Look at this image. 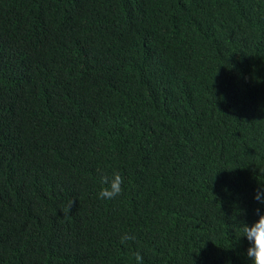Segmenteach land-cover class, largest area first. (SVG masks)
<instances>
[{"label": "trees", "instance_id": "1", "mask_svg": "<svg viewBox=\"0 0 264 264\" xmlns=\"http://www.w3.org/2000/svg\"><path fill=\"white\" fill-rule=\"evenodd\" d=\"M260 187L264 0H0V264H250Z\"/></svg>", "mask_w": 264, "mask_h": 264}, {"label": "clouds", "instance_id": "2", "mask_svg": "<svg viewBox=\"0 0 264 264\" xmlns=\"http://www.w3.org/2000/svg\"><path fill=\"white\" fill-rule=\"evenodd\" d=\"M102 187L97 193V198L103 201H112L124 192L125 178L124 176L115 171L111 175H104L101 177ZM254 199L260 204H264V187L257 189ZM74 204V200L70 199L64 208L61 210L64 216L69 215L71 208ZM256 214L259 219L249 225L244 220H237L236 216L233 217V226L241 234L237 239L247 238L249 247L247 248V258L250 260V264H264V214L257 208ZM241 215L243 213H240ZM136 236L130 233H124L120 237L121 244H126L129 241H135ZM136 264H144L143 256L140 252L135 253Z\"/></svg>", "mask_w": 264, "mask_h": 264}]
</instances>
